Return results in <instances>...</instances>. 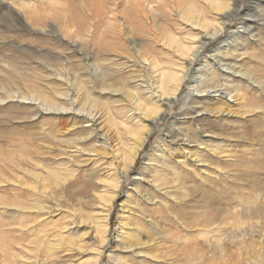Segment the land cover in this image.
<instances>
[{
    "label": "rangeland",
    "instance_id": "obj_1",
    "mask_svg": "<svg viewBox=\"0 0 264 264\" xmlns=\"http://www.w3.org/2000/svg\"><path fill=\"white\" fill-rule=\"evenodd\" d=\"M13 1L15 0H0V72L6 69L1 63L2 57L23 64L29 59V55L13 45L12 37L18 34L23 38L47 37L46 35L38 37L32 32L10 26V22L7 20L9 13L6 9V3ZM66 1L73 6L76 13L78 12L77 15L80 14L79 16H84L83 18L96 20L95 37L97 39L104 38L110 44L112 53L122 56L123 59L129 58L130 65L133 64L131 61L132 53L127 55L124 53L129 49V42L122 36L126 31L120 27L123 25L129 27L132 37L142 38V51L146 52L144 53L145 56L148 55L153 58V61L157 62L160 67L152 74L154 80L162 70L177 74L187 70L188 76L181 86L172 111L166 114L163 121L157 122L153 127L148 141L129 170L128 178L140 181V189L130 197L126 196L127 181H122L118 175L121 162L118 165V162L113 160V165H110L106 160H99L100 162L86 161L84 157L70 158L63 154L56 157L55 162L50 163L55 154L61 153L56 148L57 145H63L55 143V139L70 136L73 138L75 135L62 136L57 132L56 127L53 126L54 122L45 111L47 106L42 105L39 99L31 100L28 95L27 99H23L18 97L17 92H13L10 94L13 96L12 98L8 97L4 101H0V178L3 176L12 179L11 172H13L16 175L20 174L18 176L23 174L22 177H25L26 181H30L29 176L24 173L25 170L33 171L36 169L37 171H35H40V173L44 171L40 166H33L29 162H27L28 165L24 161L20 163L19 161L11 162L13 158L18 157L16 152H12L11 142L20 138L25 141L23 143L27 144L34 154L36 151L39 156L42 154L39 161L43 165L55 170L58 169L57 171L61 170V172L64 170L63 167L69 165V160L83 165L77 169V173L67 184V189L54 195L61 206L59 212L53 208L50 198L38 196L27 190H20L13 184H0V239L16 241L13 240L14 236L16 239L23 233L18 229L21 220L20 214L14 208L18 206L26 208L45 207L51 210V215L46 217L45 215L38 217L33 211L34 209L30 210L31 213L26 212L21 215L24 221L44 220L42 224L37 226V231L22 234L21 238L26 241H22L21 238L20 240L17 239L19 242H24L27 248L31 246L33 248V245L28 244L27 241L33 239L41 228L48 234L46 238L54 241V236L62 231L63 226L68 224L70 230L66 231L64 236L69 239L71 236L73 239V235L83 233L86 228L78 221L75 223L71 219V211L68 208H75L80 212L76 218L79 220L93 212H96L100 218L106 216L108 225L106 243L107 246L111 245L112 247V241L118 229L120 209H124L132 215L134 220L131 219L132 223L142 224L140 230L147 232L146 234L140 233L143 245L136 250L142 252L134 258L131 257L132 259L128 256L125 257L129 264L193 263L194 260L190 261V259L194 256L193 245L195 242L200 243L199 249L204 252L208 250V244L200 240L201 238L192 230L194 227L203 224L211 225L216 229L215 236L224 238L225 242L227 241L225 248H234L235 251L237 249L231 244L232 230L236 231V228H239L244 229L247 233L249 231L247 236H242L245 244L240 248V253L234 251V257L236 256L238 259L235 258L230 264L233 262L234 264H264V0L238 1L236 14L231 21L224 25L221 24V12L213 10L212 5L215 3L227 4L229 9H232L233 0H191L192 6L200 10V22L205 24L203 29L199 27L195 17L188 20L182 14V9L177 8L171 0ZM136 1L139 2L137 6L134 4ZM248 24L251 25L250 33L244 39L237 36L235 29L243 32L242 26ZM216 29H220L218 38L211 40L209 45L187 66L186 56L180 55L181 53L177 51L179 45L193 46L199 39L200 33H212ZM233 34V38H228ZM168 36L176 39L177 43L180 44L166 40ZM225 39H233L234 43H230L226 47L225 43L221 42ZM256 39L259 40L256 41ZM45 41L46 39L39 42ZM58 44L62 50L69 52V49H64V47H70L65 42ZM218 45H222L220 50L227 51V63L235 64L233 69L240 75L242 74V77L231 74V64H215L214 61L210 60L209 55ZM240 54L241 56L235 57V55ZM204 55H207L206 60L202 58ZM96 57L98 58L97 55ZM74 58L76 59V57ZM144 63L147 67L149 66L148 61ZM130 68L134 69V67H129L124 70L126 72L123 73L125 77L131 75L128 73ZM198 69L199 73H197ZM248 71L249 76L243 74ZM118 74L116 73L115 76L118 77ZM147 76L145 71L144 78L146 79ZM203 80H206L209 85L204 92L201 89L204 85ZM138 81L136 78L130 82L134 92L138 93L142 97L141 99H145L148 105L154 106L156 98L150 95V88L143 89L144 85L140 90ZM38 82L51 95L55 94L54 92L60 95V92L68 89L67 86L59 85V82H54L53 79H39ZM215 84L218 87H214ZM151 85L154 83L152 82ZM224 87L228 89L224 90ZM236 88H239L238 92L244 94L248 101L239 98V93V96L236 95ZM216 89L223 91V97L229 100L228 115L224 114L227 111L223 114L217 112L209 115L206 112L192 113L187 109L188 100L184 98L186 94L201 96L207 92L215 99L217 98ZM0 92L2 91L0 90ZM70 93L71 91L66 97L61 96V98H66V104L60 105L58 108L56 106L51 107V111L57 108L62 114H84L86 116L89 114L88 112L93 111L86 105L83 113L80 112L75 106L76 103L71 104L73 96ZM99 99L106 103L110 113L112 116L114 115L116 129L121 137L124 151H126L133 141L126 129L137 130L142 121L129 110V100L124 94L112 96L106 94ZM208 105H212V103ZM29 107L36 108L43 113L30 118L29 115L33 109L30 110ZM191 117H195L197 121L190 122ZM171 119H176L173 128L178 129L179 137L185 134L189 137H195L198 142H203V145L198 147L195 152L199 158L207 161L205 164H198L199 166L204 165L206 172L200 169L198 165L194 166V169L190 166L182 167L166 156L164 157V165L156 164L153 160V158L156 159L153 148L158 136L164 134ZM54 137L56 138L54 139ZM191 145L196 146V143L193 142ZM3 150L7 152H3ZM179 152L180 150L175 154H180ZM216 152H221L223 156L216 155ZM156 155L158 153H155ZM172 156L173 158L177 157V155ZM118 157V159L121 158L120 155ZM64 162L66 164L63 167H58L57 164ZM186 164L190 165L188 161ZM18 166H20V170ZM140 176L144 177L143 181H141ZM116 181H120V184L118 183L117 187L119 188L115 191V198L110 200L111 203H106L101 197H109L112 194V185ZM142 194H145L146 197ZM107 210L109 211L106 212ZM74 227L80 228L74 229ZM15 230L20 232L17 233ZM157 232H160L161 235L156 236ZM188 232H192L194 235ZM224 234L225 236H223ZM3 235L8 237L5 238ZM234 235L238 236L237 231ZM250 237H252V241ZM182 238L185 240L183 241ZM82 243L96 248L99 246L92 240L88 241L87 238ZM111 247L110 251L113 249ZM63 252L60 253L62 257L58 258L59 260L56 258L55 262H53L55 258H48L41 252L38 254L40 258L43 257L42 259L47 264H70L72 259L76 257V255L73 256L75 252ZM90 252L85 255L81 253L78 260L89 259L93 256L94 249L90 248ZM146 252L150 255H145ZM209 252L207 254H211V251ZM108 253L109 251L104 246L98 264H106ZM124 254L120 253L118 256ZM152 254L156 256L153 258ZM214 255L217 256L218 254L214 253ZM217 262L218 260L209 261L207 264H217Z\"/></svg>",
    "mask_w": 264,
    "mask_h": 264
},
{
    "label": "bare ground",
    "instance_id": "obj_2",
    "mask_svg": "<svg viewBox=\"0 0 264 264\" xmlns=\"http://www.w3.org/2000/svg\"><path fill=\"white\" fill-rule=\"evenodd\" d=\"M171 1L177 8L182 9V14H184L188 20L195 17L198 20L199 27L202 29L205 27V24L200 22V10L192 6L191 0ZM238 1L240 0H233L234 6L232 9H229V5L227 4L224 5L215 3L212 5L213 10L221 12V24L224 25L228 21H231L232 17L236 14L235 10L236 5H238ZM134 4L137 6L139 5V2L136 1ZM6 9L9 13V19H6L10 22V26L14 27L15 29L20 28L32 32L38 37H43L46 35L49 38H23V36L20 34L16 36L13 35L14 37L11 38L14 40L13 45L20 51L29 55V59L23 64L6 60L3 57L1 58V63L4 69H6L5 71L0 72V90L2 91L0 92V101H4L8 97L12 98L13 96L10 94L13 92H17L18 97L23 99H27L28 96L31 98V100L39 99L42 105L47 106L45 111H47L50 119H52L54 122L53 126L56 127V131L62 134V136L69 134L75 135L74 137L72 136L73 138L70 136L68 138L61 137L59 139H55L56 137H54L56 140L54 141L55 143L63 145H57L56 148H58L61 153L55 154L54 156L52 155L53 158L51 159L52 161H50V163L55 162V158L62 156L63 154L64 156L66 155V157L70 158L84 157V160L86 158V161L106 160L110 165H113V160L117 161L118 165L121 162V166L118 168V175L119 178H122V181H127L128 188L126 189V196L130 197L133 193H137L140 189V181L129 179V170L136 160L139 152L148 141V137L150 136L153 127L157 124V122L163 121L166 114L172 111L173 104L179 95L181 86L187 79V70L183 71L181 74L162 70L156 76V80H154L152 74L155 73L160 67L157 62L153 61V58H150L148 55L145 56L144 53L146 52L142 51V38L139 39L134 38L135 36L132 37L129 27H125L124 25V27H120L126 31L124 34H122V36H124V38L129 42V49L124 51V53L125 55L132 53L131 61L133 64L130 65V61L128 60L129 58L123 59L122 56L112 53L110 50V44L104 38L97 39L95 37L94 29L97 26L96 20L83 18L84 16L81 17L79 16L80 14L77 15L78 12L76 13L73 6L68 4L66 0H15L13 2H7ZM250 26L251 25L249 24L242 26L243 32H241V30L235 29V33L237 36L244 39V37L250 33ZM220 29H216L212 33L198 34L199 39L193 46H181V44L179 42L177 43V40L171 36L166 37V40L172 42L175 41V43L180 44L177 51L181 53L180 55L186 56L187 66H189L191 62L194 61L195 58L201 53V51H203L207 45H209L211 40L218 38ZM233 37L234 34L230 35L228 38ZM45 39V42H39ZM258 40L259 39H256V41ZM59 42H65V44L69 45V48L64 47V49H69V52L62 50L58 44ZM221 42H224L225 46L227 47L228 44L234 43V40L225 39ZM221 48L222 45L215 47V49L212 51V54L209 55L210 60L214 61L215 64L226 63L230 65L231 63H227V51L220 50ZM239 56H241V54L235 55V57ZM74 57H76L77 60ZM202 58L206 60L207 55H204ZM145 61H148V67L145 65ZM233 66H235V64H231V74L233 76L240 75L239 72L233 69ZM129 67H134V69L130 68L131 70H129L128 73H131V75L125 77L123 75V73H126L124 70H127ZM149 68H151L150 71ZM145 71L148 74L146 79L144 78ZM116 73H119L118 77L115 76ZM197 73H199V69L197 70ZM243 74L249 76L250 73L248 71L247 73ZM241 75L239 77H242ZM136 78L139 80L138 82L140 90L144 87V85L145 87L143 89L150 88V95L153 98H156L154 106L148 105V102L145 99H141L142 97H140L138 93L134 92L132 88L133 86L130 85V82L132 80H136ZM39 79H53L54 82H59V85H65L68 87V89L60 92V95H58L56 92H54L55 94L51 95L46 91V88H43L39 85ZM152 82L154 85H151ZM203 84L204 85L201 87L202 92H204L205 88L209 86L206 80H203ZM214 87H218V85L215 84ZM51 89L50 91H52ZM223 89L225 90L228 88L224 87ZM69 91H71L70 94L73 96L71 98V104L73 105V102L76 103L75 106L80 112L83 113L86 105L89 106V108H92L93 111L88 112L89 114L87 116L84 114H62V112H59L57 108L60 105L67 103L65 97L68 95ZM238 91L239 88H236V95L239 96L240 94L239 98L248 101L244 94H241V92L239 93ZM215 92H217V98L215 99L207 94V92L201 96L191 95L189 93L186 94L184 98L188 100L187 109L192 113L199 114L201 112H206L209 115L217 112L223 114L227 111L224 114L228 115L229 111L227 109L230 106L229 100L223 97V91L216 89ZM106 94L110 96L124 94V96L129 100V110L132 111V113L142 121L137 130H131L129 128L126 129V132L131 135L133 140L126 151H124L125 149L121 143V137L119 136V132L116 129L117 127L114 115L112 116L106 103L99 99L102 95ZM62 95L65 97L61 98ZM206 103L207 105H205ZM209 103H212V105H208ZM55 106L57 108H54V110L52 109L51 111L50 108ZM32 109L33 107L30 110ZM42 113L43 112L40 110L34 108L29 117L33 118ZM175 120L176 119H171L164 134H159L158 136V140L155 143L156 145L153 148V154L156 158H153L155 163L164 165V157L166 156L174 163L179 164L182 167L190 166L193 168L199 163L205 164L207 161L205 159L199 158L198 154L195 152L197 151L198 147L200 148V146L203 145V142H198L195 137H189L185 134L179 137L178 129L173 128ZM194 121H197V119L195 117H191L190 122ZM23 142L25 141L21 140V138L11 142L12 152H16L18 155V157L13 158L11 162L19 161L20 163L21 161H24L27 165V162H29L33 166H40V168L44 170V174H42L43 172L40 173V171L36 172V169V171L24 169V173L25 175L29 176L30 181H26V178L24 177V179L22 177L23 174L22 176H18L20 174L17 173L18 175H16V173L11 172L13 178L9 179L2 176L0 178V184H13L20 190H27L31 193L37 194L38 196L40 195L50 198L53 208L59 212L58 210L61 209V206L56 201L54 195L57 193H62L65 189H67V184L77 173V169L83 165L79 163L76 164L75 161L69 160V165L66 167H63L66 162L57 164L58 167L62 166L64 169L62 172L60 170L61 168L59 169L60 171H57L58 169L55 170L52 167L41 164V161L39 160L42 154L39 156L37 151L36 154H34L30 150V147ZM193 142L196 143V146L191 145ZM179 150L180 154H175ZM3 152L7 151L3 150ZM121 153L123 154L121 155ZM155 153H158V155L155 156ZM215 154L218 156H223L221 155V152H216ZM118 155H120V159H118ZM172 155H177V157L173 158ZM187 161L190 163V165L186 164ZM199 168L203 171L206 170L204 165L199 166ZM18 169L20 170V166H18ZM140 178L141 181H143L144 177L140 176ZM90 179H92V176H90ZM114 183L115 184L112 185L113 190L111 189L112 194L109 195V197H101L106 203H109L112 198H115V191L117 188H119L117 186L118 183L120 184V181H116ZM142 196L146 197L145 194H142ZM14 208L17 209L16 211H18L20 214L18 215L21 219L20 223L18 224V229H20L24 234L27 232L31 233L37 231V226L42 224L44 220L39 219L35 221H24L21 217L22 214H25L26 212L31 213L32 211L30 210L34 209L33 211L38 215V217L42 215H45V217L47 215H51V210H48L45 207L26 208L23 206H18ZM68 209L71 211L70 216L75 223L79 222L81 225L86 226L83 233L73 235V239H71V236L70 239L67 238L64 236V233L70 230V226L66 224L62 227V231L54 236V241H52L46 238L48 237V234L41 228L39 233L35 234L33 239L27 241L28 244L33 245V248H31L32 246L27 248L24 242H22L26 241L24 238H21L23 234L22 232V234L20 233L21 236H18L19 238L17 237L15 239L16 236H14L13 240L16 241L0 239V264H47L44 259H42L43 257H39L38 252L45 254L48 258H55L54 261L52 260L55 262L58 258L62 257L60 253L63 251L75 252L74 254L69 253L73 254V256L76 255V257L72 259V264H98L104 246L109 251L106 258V264H129L125 260L126 256L132 259L131 257L134 258V256H137L142 252L141 250L136 249L143 245V242H141L140 233L144 232L146 234L147 232L146 230H140L142 224L140 225L135 222L134 224L132 223L133 217L128 211L120 209L119 220L117 223L118 229L115 233V237L113 238L111 247V245L107 246L106 243L108 229L106 216L100 218L96 212H93L88 214L87 217H84L85 219L81 217L83 219L79 220V218L76 219L77 216H79V210L75 208ZM108 211L109 210L106 212ZM79 228L74 227V229ZM192 230L198 237L201 238L200 240L208 244V247L206 246L208 250H205L206 252H204L202 249H199L198 246L200 243L195 242L193 245L194 256L192 259H190V261L194 260V262L191 264H207L209 261L217 260V264H230L233 260H235V258H237L236 256L234 257V248H225L227 241L225 242L224 238H220L219 236L216 237V229L211 227V225L203 224L201 226L194 227ZM236 231L238 236L234 235ZM236 231L232 230L231 232V244L233 247H235V249H237L236 251L240 253V248L245 244L243 237L247 236L249 231L247 233V231L244 229L239 228H236ZM19 232L20 231L18 230L17 233ZM17 233L14 234L17 235ZM188 233L191 234L192 232ZM158 234L161 235L160 232H157L156 236ZM3 236L5 238L8 237L7 235ZM223 236H225V234ZM20 238L23 239L21 242L24 244V246L21 242H19ZM86 238L88 241L92 240L93 242H96L99 245V249L96 247H91L89 244H83L82 241H84ZM250 238L252 241V237ZM184 240L185 239H183V241ZM110 247L113 248L112 251L109 250ZM90 248L94 249L93 256H91L89 259L79 261L78 256L81 253L83 255L91 253ZM134 248L135 250H132ZM209 251H211V254H207ZM120 253L125 254L118 256ZM214 253H217L218 255L215 256ZM147 254L148 253L146 252L145 255ZM151 256L154 258L156 255L152 254ZM188 264H190V262H188Z\"/></svg>",
    "mask_w": 264,
    "mask_h": 264
}]
</instances>
